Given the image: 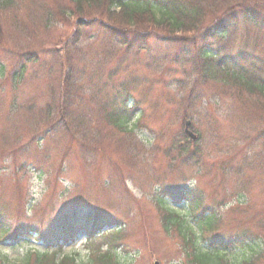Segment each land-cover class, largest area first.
<instances>
[{
  "label": "rangeland",
  "instance_id": "obj_1",
  "mask_svg": "<svg viewBox=\"0 0 264 264\" xmlns=\"http://www.w3.org/2000/svg\"><path fill=\"white\" fill-rule=\"evenodd\" d=\"M92 19L71 0H0V208L12 231L0 240L1 264H25L54 239L55 260L102 264L95 256L108 246L99 239L120 225L127 232L109 246L117 262L104 264H194L184 241L191 233L177 222L200 244L245 234L252 247L221 253L222 264H264V127L249 122L254 110L228 86L195 76L200 50L172 57L165 44L141 41L150 30L134 39L114 21L132 41L118 45ZM247 31L240 24L206 46L216 52ZM124 82L136 96L128 104L140 110L120 129L104 114L114 112ZM69 114L72 129L59 128ZM187 120L196 141L184 132ZM184 191L204 198L216 230L203 234L189 204L176 203ZM159 204L177 211L168 229L174 218ZM61 231L67 236L56 238Z\"/></svg>",
  "mask_w": 264,
  "mask_h": 264
},
{
  "label": "trees",
  "instance_id": "obj_2",
  "mask_svg": "<svg viewBox=\"0 0 264 264\" xmlns=\"http://www.w3.org/2000/svg\"><path fill=\"white\" fill-rule=\"evenodd\" d=\"M71 4L88 19L101 20L110 40L118 45L129 46L132 41L111 26L115 25L112 23L114 21H121V24L126 25L122 24L125 28L123 33H127L126 28L129 34L135 33L134 39L144 30H150L147 32L151 33L150 36L145 34L144 38L140 37L141 41H158L165 44L170 47L168 52L173 51L170 54L172 57H188L193 51L200 50V59L193 66L195 76L207 84L215 82L228 86L232 89L231 94L245 99L254 110V113H247L249 122L257 123L261 120L259 125L264 127V0H71ZM94 8H100L97 14H93ZM240 24L249 26L252 32L247 31L240 37H232L228 45L220 47L216 52L206 46L211 40L228 36L229 32ZM116 88L114 97L118 102L115 103V110L104 115L113 126L124 129V123L135 117L140 109L138 103L133 106L128 104L130 100L135 101L136 96L130 91L127 83L119 84ZM68 106L65 105L67 114L71 113V107ZM60 107L61 112L65 114L64 104ZM251 115L258 116V119ZM65 117L63 125L59 128L69 131L72 129L70 121L75 118L70 114ZM57 123L58 121L51 126ZM184 146L183 151L186 153ZM186 198L191 202L192 213L203 232L216 230L220 223L219 217L206 214L201 195L192 192ZM3 215H6V211L0 208V239L12 233L10 228L5 226V222L1 221ZM19 232L21 234V231ZM250 238L241 234L239 239L231 241V248L250 249L253 245ZM49 254H37V263L49 264ZM106 258L107 256L101 257L99 261L104 263ZM223 260L219 258L215 262L210 252H202L195 255L194 263L222 264ZM1 262L0 253V264ZM72 262L73 260L68 258L64 264ZM246 264H254V261Z\"/></svg>",
  "mask_w": 264,
  "mask_h": 264
},
{
  "label": "water",
  "instance_id": "obj_3",
  "mask_svg": "<svg viewBox=\"0 0 264 264\" xmlns=\"http://www.w3.org/2000/svg\"><path fill=\"white\" fill-rule=\"evenodd\" d=\"M191 126V122H187L186 124V132L189 134V136L192 138V139H197V136L194 134V133H191L189 128Z\"/></svg>",
  "mask_w": 264,
  "mask_h": 264
}]
</instances>
